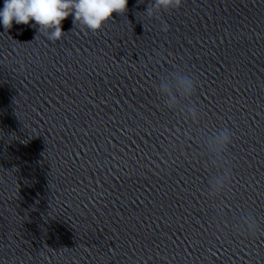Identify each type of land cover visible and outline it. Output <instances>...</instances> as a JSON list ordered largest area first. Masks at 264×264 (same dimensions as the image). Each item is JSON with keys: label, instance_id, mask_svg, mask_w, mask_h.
Segmentation results:
<instances>
[{"label": "clouds", "instance_id": "clouds-1", "mask_svg": "<svg viewBox=\"0 0 264 264\" xmlns=\"http://www.w3.org/2000/svg\"><path fill=\"white\" fill-rule=\"evenodd\" d=\"M183 0H152L147 5L146 15L161 21V30L168 32V24L162 20L161 13L179 9ZM128 0H4L0 9V23L5 30L16 24L38 26L37 35L43 34L50 41H59L65 35L62 25L69 16L73 25H80L82 31L96 33L101 30L106 22L112 19L113 13L124 14L127 11ZM35 24L32 25L31 22ZM36 35V36H37ZM198 82L191 77H180L177 80L176 92L185 98H190L198 90ZM160 95L165 96V106L173 110L177 102V95L171 88L165 86ZM194 123L198 122L197 109L189 111ZM234 133L230 128L220 131L214 139V150L222 156L233 144ZM231 176L225 172L213 186L217 193H223ZM254 225L249 224L252 229Z\"/></svg>", "mask_w": 264, "mask_h": 264}]
</instances>
